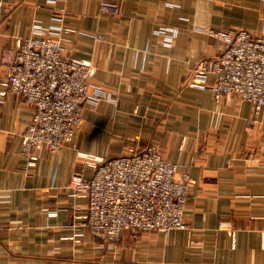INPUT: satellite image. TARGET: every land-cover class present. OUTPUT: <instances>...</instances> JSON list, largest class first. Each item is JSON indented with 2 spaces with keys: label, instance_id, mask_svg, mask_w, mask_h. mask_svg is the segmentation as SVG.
<instances>
[{
  "label": "crops",
  "instance_id": "crops-1",
  "mask_svg": "<svg viewBox=\"0 0 264 264\" xmlns=\"http://www.w3.org/2000/svg\"><path fill=\"white\" fill-rule=\"evenodd\" d=\"M102 1L0 0V90L2 55L59 7L75 28L72 54L92 59L93 83L112 93L84 107L73 144L40 149L33 166L21 133L34 106L0 95V264H264V109L236 96L216 102L210 87L187 82L221 52L204 29L263 33L264 0H109L122 7L116 15L100 12ZM151 144L195 180L191 230L124 231L113 246L84 222L88 200L70 195L71 176L94 173L80 153L108 159Z\"/></svg>",
  "mask_w": 264,
  "mask_h": 264
},
{
  "label": "built area",
  "instance_id": "built-area-1",
  "mask_svg": "<svg viewBox=\"0 0 264 264\" xmlns=\"http://www.w3.org/2000/svg\"><path fill=\"white\" fill-rule=\"evenodd\" d=\"M100 12L116 15L122 7L103 0ZM51 17L53 23L35 22L29 35L17 37L14 49L1 53L7 73L3 80L6 88L0 95L13 93L35 109L21 133V153L30 166L36 165L40 149L59 153L65 145L73 144L84 107L112 94L93 83L95 62L72 54L67 42L75 28L66 21L65 9L53 7ZM204 31L221 41V52L201 59L187 82L210 87L216 102L234 96L248 101L258 115L264 109V32L239 27ZM95 37L104 40L103 35ZM80 156L94 173L90 177L73 173L70 195L87 198L84 222L111 245H116L124 231L148 235L191 230L185 211L195 180L188 169L167 159L157 145L129 146L122 155L108 159L90 153Z\"/></svg>",
  "mask_w": 264,
  "mask_h": 264
}]
</instances>
